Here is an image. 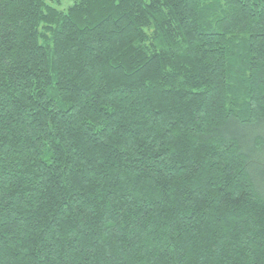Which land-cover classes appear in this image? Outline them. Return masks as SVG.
<instances>
[{
	"label": "trees",
	"instance_id": "1",
	"mask_svg": "<svg viewBox=\"0 0 264 264\" xmlns=\"http://www.w3.org/2000/svg\"><path fill=\"white\" fill-rule=\"evenodd\" d=\"M261 130L264 0H0V264H264Z\"/></svg>",
	"mask_w": 264,
	"mask_h": 264
},
{
	"label": "rangeland",
	"instance_id": "2",
	"mask_svg": "<svg viewBox=\"0 0 264 264\" xmlns=\"http://www.w3.org/2000/svg\"><path fill=\"white\" fill-rule=\"evenodd\" d=\"M69 3L68 1L65 2V1H62V4H67ZM261 132L264 134V130H261ZM260 161H263L264 162V154H262L260 157H259Z\"/></svg>",
	"mask_w": 264,
	"mask_h": 264
}]
</instances>
